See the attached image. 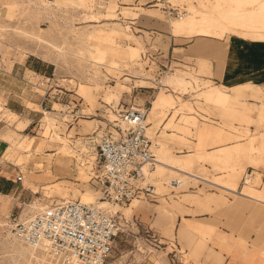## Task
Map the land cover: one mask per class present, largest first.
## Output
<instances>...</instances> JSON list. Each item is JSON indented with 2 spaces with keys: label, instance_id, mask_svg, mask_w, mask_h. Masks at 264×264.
<instances>
[{
  "label": "rangeland",
  "instance_id": "rangeland-1",
  "mask_svg": "<svg viewBox=\"0 0 264 264\" xmlns=\"http://www.w3.org/2000/svg\"><path fill=\"white\" fill-rule=\"evenodd\" d=\"M169 34L264 41V0H0V61L17 65L30 58L46 71L39 77L17 66L18 82H0V178H8L14 189L0 195V264L46 259L39 254L32 259L24 245L26 256H21L12 227L15 220L54 205L79 201L116 218L121 233L106 264H208L209 244L221 246L226 234L213 237L212 229L194 233L179 225L173 213L186 212L178 208L184 194L200 195L190 200L196 208L216 206L192 213L207 212L220 220L241 210L239 201L247 197L240 193L252 187L261 190L254 199L261 207L251 216L264 210V88L217 85L207 79L213 75L209 61L167 65L162 52ZM130 48H139L140 57L126 64L118 55ZM215 88L224 91L221 102L215 101ZM161 93L167 99L149 117ZM131 107L148 109L147 134L153 143L160 137L169 155L161 158L165 149L156 154L153 148L165 165L157 163L153 174L156 201L142 196L134 201L138 208L132 201L116 208L104 199V185L95 178L100 174L98 144L118 123V112ZM58 138L65 144H54ZM248 169L255 170V177L241 189ZM169 170L180 177L188 174L190 183L179 189L160 184L168 182ZM160 199L169 206L156 208ZM235 223L238 232L250 224L249 218Z\"/></svg>",
  "mask_w": 264,
  "mask_h": 264
},
{
  "label": "built area",
  "instance_id": "built-area-1",
  "mask_svg": "<svg viewBox=\"0 0 264 264\" xmlns=\"http://www.w3.org/2000/svg\"><path fill=\"white\" fill-rule=\"evenodd\" d=\"M3 74L0 66V77ZM158 84L164 86L162 81ZM118 114V123L111 125L98 144L100 174L95 178L104 185L103 197L123 205L142 196L155 201L159 195L146 175V169L152 170L157 160L147 134L148 109L131 107ZM251 176L246 174L243 184ZM120 233L114 216L79 201L15 220L12 227L15 239L39 255L45 254L46 259L36 264H106Z\"/></svg>",
  "mask_w": 264,
  "mask_h": 264
},
{
  "label": "crops",
  "instance_id": "crops-1",
  "mask_svg": "<svg viewBox=\"0 0 264 264\" xmlns=\"http://www.w3.org/2000/svg\"><path fill=\"white\" fill-rule=\"evenodd\" d=\"M165 37H166L165 43H167L168 48L166 52L164 51L162 52L163 53L162 58L168 59L167 65L174 63L175 64L183 63L188 65L194 64L191 62H187L188 60L209 61L211 62V70L213 75L207 76V79L209 81H213L217 85L235 87L238 85L250 83L255 86H261L264 88V41L250 40L238 35H230L229 37H226L224 39H217L212 37H200V36L176 37L173 36L172 34H169L168 36ZM175 55H177L178 57L176 58ZM0 64L1 65L4 64L6 67L10 68L9 72H4V74L0 77L1 83L4 82L8 83L10 80H14L16 82L19 81L20 75L16 70L17 66L22 67L21 68L22 72L25 73L33 72V74L35 73V75L39 77L42 75V72L46 73V71H44V69L40 65L36 64V62L34 61H30V58H27L25 62L17 65L16 64L13 65L14 64L13 60H9V62H7L6 60H2L0 61ZM1 88L7 91L5 89L6 85L4 86L2 85ZM221 91L224 92L223 90ZM43 101L44 100H42L39 104L42 107L44 106ZM21 103L23 105V102ZM29 105L37 106V107L39 106L38 104H35L33 102L29 103ZM8 112H10L11 114H16L14 112H11L10 110H8ZM147 122H148V117H147ZM152 141L154 142V140ZM153 148H155V143ZM155 150H156V154H159L156 148ZM167 155H169V152L165 149V154H163V156L160 155L159 156L163 158L166 157ZM195 155L196 154H192L189 156L192 157ZM1 165L2 164L0 163V168H2ZM156 166L154 170L150 171L152 179H155L153 177V174H155V172L157 171ZM248 173H252L250 180V184H252L256 174L254 169L252 170L248 169L247 172L243 175L242 180L244 179L245 175ZM177 177L178 174H176L173 170H169V174L166 178L168 181V180L177 179ZM7 179L8 178H6V180H2L0 178V195L10 194L14 190L12 184L6 182ZM260 184H262L261 187L264 184V175H261ZM243 187L244 189H246V187L243 186L242 183L241 189ZM247 188H252V187H247ZM256 190L258 192L256 196L261 194V190L258 189ZM249 193L250 192H248L247 194L241 193V195L243 194L242 196H245L247 198H242L239 201V205L241 209L240 211L227 212L225 214V217L223 216L220 217V220L213 219V216L207 212L201 214L192 213V211L197 212L202 210H212V208L216 206H211L210 208H204V209L196 208L193 205H191L190 200L191 197L200 196V195H192V194L183 195L184 199L180 201L178 208L180 209V211H186V212H184L183 214H180V212L173 213V214H177L176 220L179 225L183 224L186 230L194 231V233H196L195 229H199L201 231H207L212 229L211 236L213 237H216L218 232L226 234L225 236L226 240L225 242H222L220 244L221 246L212 247V244H209V248L210 250H213V252H211L210 250L209 252H206V253H210L208 264H264V210L262 211L260 210V214L256 218H253L251 216L253 214L252 211L254 210V208H256L257 206L261 207V204L260 202L254 200L256 196H253ZM221 195L207 194L203 196L204 197L213 196V198H217V196H221ZM157 202L160 205H156L157 206L156 208L161 207L160 209L165 207L164 205L169 206L170 204L165 199H160ZM182 202H184V204L185 203L187 204L183 205ZM132 204L136 208L139 207L138 203L134 204L133 202ZM132 204L131 206H133ZM262 204L264 205V202ZM240 212H241V216H239ZM246 218H249V223H250L249 226L245 227L243 231L238 232L239 229L235 222H237L238 219L245 221ZM165 219H167V213H164V217L162 216V220ZM239 234H242V237ZM239 238L242 240H239ZM219 252L221 253L222 256L221 260H218V258L216 257L217 255L216 253Z\"/></svg>",
  "mask_w": 264,
  "mask_h": 264
},
{
  "label": "bare ground",
  "instance_id": "bare-ground-1",
  "mask_svg": "<svg viewBox=\"0 0 264 264\" xmlns=\"http://www.w3.org/2000/svg\"><path fill=\"white\" fill-rule=\"evenodd\" d=\"M155 12H157L156 10H154V11H149V13H155ZM156 14V13H155ZM205 22H207L206 21V19H203ZM170 25L172 26V27H174V26H176V24H177V22L175 21V20H170ZM202 27L204 28V29H206V31H205V36L207 35V33H208V29L206 28V25H202ZM223 37L225 36V34H223L222 35ZM126 37H127V35H126ZM128 38H131L130 36H128ZM115 57V56H114ZM117 57V56H116ZM120 57H122V59L126 62V64H130V63H134L136 60H138L139 59V57H140V52H139V48H137V49H132V48H130V49H128V50H125L124 52H123V54H119L118 55V59L120 58ZM115 59V58H114ZM121 59V58H120ZM116 60V59H115ZM116 61H118V60H116ZM216 91V94H217V96L218 97H216V99H215V101L216 102H221L222 101V98L220 97V95H223V92L220 90V89H215ZM167 99V97L163 94V93H161L160 94V96L158 97V99L156 100V101H154V103H153V108H152V110H151V112H150V115H149V117H151L152 115H154L155 113H156V111L157 110H159V109H161V107L164 105V103H165V100ZM208 99V98H207ZM29 104V103H28ZM42 108V107H41ZM44 110V109H43ZM44 111H46V110H44ZM44 111H43V114L45 115V113H44ZM47 112H49L50 114L52 113V112H50V111H47ZM146 124L148 125V127H147V131H148V129H149V127H150V123H147V120H146ZM150 137V136H149ZM151 138V137H150ZM153 142V141H152ZM50 143H51V141H50ZM53 143V142H52ZM54 144H56V145H58V146H62V145H64L65 144V141L62 139V138H58L56 141H55V143ZM153 146H154V143H153ZM155 146H157V149H158V153H162V152H164V149H165V143H163V141H161V139H160V137H157V142L155 143ZM153 152H154V150H153ZM40 154H42V153H40ZM40 154H38V155H40ZM65 154L68 156V157H70V155L67 153V152H65ZM155 155V154H154ZM43 163V162H42ZM157 163H158V161L156 160V165H157ZM44 164V163H43ZM158 164H160V165H164L162 162H159ZM165 166V165H164ZM178 171H180V170H178ZM51 171H49L48 173H50ZM146 175H147V181L149 182V183H153V184H155L154 182H153V179H152V177H151V173H150V171L148 170V169H146ZM190 180H191V178H189V176H188V174H186V176H182V177H180L179 175H178V177H177V179H174V180H168V182H166V183H163V182H161L160 184H164V185H166L168 188H174V189H179V188H181L183 185H185V184H187V183H190ZM192 180H194V179H192ZM250 180H251V177H247V180H246V184H244L245 186H248L249 184H250ZM252 182V181H251ZM156 185V184H155ZM156 187H157V185H156ZM158 188V187H157ZM247 190H248V192H250L249 194H251V195H253V196H256V194L258 193L257 192V190L256 189H252V188H247ZM233 193H234V191H232ZM241 194V193H240ZM243 195V194H242ZM135 200H138V198H136V199H134L132 202H134ZM197 200V199H196ZM82 204H84V203H82ZM107 204H110V205H112L111 203H109V202H107ZM85 205H88V204H85ZM114 205H116V208H119V206H121V205H119V204H114ZM89 206H92V207H95V208H100L98 205H89ZM48 208H50V207H48ZM48 208H46V209H48ZM32 209H34V210H43L42 208H38L37 206H33V208ZM46 209H44V210H46ZM43 210V211H44ZM42 212V211H41ZM31 216H33V215H28V216H26V217H24V218H20V220H25V219H27L28 217H31ZM20 242V241H19ZM18 243V242H17ZM21 244H20V249L18 250V252L20 253V255L21 256H26V253L24 252V247H23V243L22 242H20ZM19 244V243H18ZM25 247H27L26 245H24ZM29 250H31V254H30V257L32 258V259H38V257H36L37 256V252L35 251V250H32V249H30L29 247H27ZM16 250V249H15ZM16 252V251H15ZM45 255V254H44Z\"/></svg>",
  "mask_w": 264,
  "mask_h": 264
}]
</instances>
